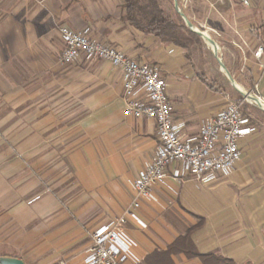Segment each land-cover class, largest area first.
I'll return each mask as SVG.
<instances>
[{"label": "crops", "instance_id": "obj_1", "mask_svg": "<svg viewBox=\"0 0 264 264\" xmlns=\"http://www.w3.org/2000/svg\"><path fill=\"white\" fill-rule=\"evenodd\" d=\"M176 1L214 41L236 86L264 103V0ZM162 2L168 15H179L174 0ZM60 25L89 27L93 38L157 65L185 137L196 136L237 91L200 35L207 59L131 24L122 0H0V257L24 264H52L39 256L83 248L48 246L58 235H74L73 244L87 235L83 229L90 234L121 214L158 145L153 119L124 113L120 71L103 60L61 61ZM250 104L256 131L239 137L241 159L228 178L200 184L168 174L151 188L152 203L136 210L146 226L127 222L142 264L194 226L199 253L264 264V111ZM69 177L83 194L63 200ZM171 260L203 264L183 253Z\"/></svg>", "mask_w": 264, "mask_h": 264}, {"label": "built area", "instance_id": "obj_2", "mask_svg": "<svg viewBox=\"0 0 264 264\" xmlns=\"http://www.w3.org/2000/svg\"><path fill=\"white\" fill-rule=\"evenodd\" d=\"M253 0H239L248 6ZM63 42L60 58L70 63L78 58L107 61L121 73L124 113L153 119L158 145L155 154L132 181L135 198L121 214L94 228L84 254L58 264H142L134 250L137 241L126 224H146L136 210L142 202L152 203L151 188L162 185L169 174L176 181L208 184L228 178L241 159L238 139L256 131V125L237 103L230 102L203 122L199 133L185 137L183 121H177L165 92V81L157 65L139 62L116 47L91 36L90 28H58ZM261 48L259 47L258 51ZM175 164V166H173Z\"/></svg>", "mask_w": 264, "mask_h": 264}, {"label": "trees", "instance_id": "obj_3", "mask_svg": "<svg viewBox=\"0 0 264 264\" xmlns=\"http://www.w3.org/2000/svg\"><path fill=\"white\" fill-rule=\"evenodd\" d=\"M128 21L142 31L158 36L161 40L172 41L185 46L186 40L193 38L201 42L197 33L191 31L176 13V18L168 15L161 0H122ZM195 226L180 235L162 251H154L147 257V264H171V256L183 253L187 257H196L203 264H235L230 258L213 254H201L197 251L191 234Z\"/></svg>", "mask_w": 264, "mask_h": 264}, {"label": "rangeland", "instance_id": "obj_4", "mask_svg": "<svg viewBox=\"0 0 264 264\" xmlns=\"http://www.w3.org/2000/svg\"><path fill=\"white\" fill-rule=\"evenodd\" d=\"M164 1L166 2V5H168V6H169L170 3H172V0H164ZM161 3L163 4L162 0H161ZM175 17H176V15H175ZM201 43L202 42H199V41L196 42V40L193 39V38H189L186 41V44H189L188 45V48L191 50V54H194L195 56H197L198 53H200V57H203L204 56L207 59V57H208V51L205 48V46H202L203 43L202 44ZM212 66H213V69L217 68V62L215 60H213ZM222 81L226 85H227V83L229 85L228 80L226 82V80H223L222 79ZM245 92H247V91H245ZM231 94L232 95L230 96V102L237 103L240 106V108L243 111V113L246 114V115H248L250 117V119L253 122H255L256 119L252 116L251 112L247 108V104L248 103H251L250 105H255V104L253 102L249 101V100H246L237 91H233L232 92V90H231ZM74 180L75 179H73L72 177H69V181H70L71 186H67L68 185V182H67V184L63 185V187H65V188L66 187H68L69 189L72 188V190L69 191V192L59 193V195H61V197H63V200H65V199H71V198H73L77 194H79V195H82L83 194V193H80V191H79L78 188H76L77 183ZM64 209L65 210H68L67 208H64ZM108 217L111 218V216H108ZM83 231H85L87 235H76L75 236L76 238H75L73 244H69V243L71 242V239H73L74 235H58V236L52 238V240L49 241L50 246H48L50 250L52 248H53V250L56 249L55 248L56 246H59V247H62V248H68V247L69 248L70 247L72 248V247H74L76 249H79L81 247V245L84 244L83 245V248H80V250H75L72 253H67V251H69L67 249V250H64L63 252H61L60 254H56V255H53V256L43 254V255H40L39 258H41L46 263H51L52 262V264H58V262L60 260H62V259L74 260V259L80 258L84 254V251H85L86 247L89 245V242H90L89 230L83 229Z\"/></svg>", "mask_w": 264, "mask_h": 264}, {"label": "water", "instance_id": "obj_5", "mask_svg": "<svg viewBox=\"0 0 264 264\" xmlns=\"http://www.w3.org/2000/svg\"><path fill=\"white\" fill-rule=\"evenodd\" d=\"M174 6H175V10L179 13V15L181 16V18L183 19L184 23L186 24V26L193 32L197 33L198 35H200L212 48L213 52L215 53V56L221 66V68L223 69V71H225L229 81L233 84V86L237 89V91L246 99L249 100L251 102H253L257 107H259L261 110L264 111V103L256 96L252 95L251 93L245 92L241 89H239L233 78L230 76V74L227 72V70L225 69V66L223 65V63L221 62L220 58L217 56L216 51V45L214 43V41L204 32L194 28L192 26V24L190 23V21L181 13V11L178 8L177 5V1L174 0ZM0 264H24L23 260L17 257H0Z\"/></svg>", "mask_w": 264, "mask_h": 264}]
</instances>
